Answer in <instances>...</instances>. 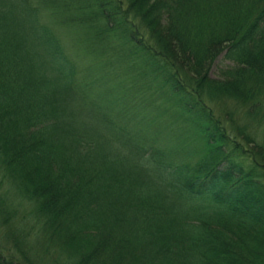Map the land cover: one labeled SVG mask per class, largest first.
<instances>
[{
  "label": "trees",
  "instance_id": "1",
  "mask_svg": "<svg viewBox=\"0 0 264 264\" xmlns=\"http://www.w3.org/2000/svg\"><path fill=\"white\" fill-rule=\"evenodd\" d=\"M85 1L0 0V264H264V0ZM42 6L135 72L141 129Z\"/></svg>",
  "mask_w": 264,
  "mask_h": 264
},
{
  "label": "rangeland",
  "instance_id": "2",
  "mask_svg": "<svg viewBox=\"0 0 264 264\" xmlns=\"http://www.w3.org/2000/svg\"><path fill=\"white\" fill-rule=\"evenodd\" d=\"M36 5H44V3L49 1V7L56 5L57 1L60 0H31ZM69 2L73 1L76 6H86L85 0H68ZM51 2V3H50ZM85 5V6H84ZM46 7V9H43V6L40 9V20L47 22L50 27L54 28L56 32V36L59 38L61 45L65 51V53L68 55L70 60L73 61V63L76 65V69L81 70L80 75L83 79H89L90 76L101 75V79L93 83V90H88L89 95H94V92H99L102 98L105 99V97H111L114 98V95H118V99H121L123 96H121L124 93L125 98L122 100L120 105L124 106L123 102L125 104H128L130 106L135 107V115L136 117L133 119L131 118L129 122L130 126L140 128L142 127V117L144 116L145 112L142 109H145V105L149 103V100L151 98L150 92H147V87H141L139 84L142 83L141 80H136L130 77L135 72L129 69V67L126 64H120L116 63L113 58L110 57V55H102L101 56H95L93 54H89L85 48V45H79V39L77 37L73 36V30H71L69 27H75L74 24H71V26L63 25L62 27H56V23H54L53 19L51 18L52 10ZM15 12H18V10H15ZM75 21V17L73 18V21ZM70 30V31H69ZM230 62L228 60H225L222 55L215 60L213 65L210 68V74L213 77H219L220 69L223 66L228 65ZM100 74V75H99ZM115 87V88H114ZM114 88V91L111 92V90ZM101 96L95 95L96 98H99ZM98 100V99H97ZM86 106V105H85ZM87 108L89 106H86ZM133 111V110H132ZM157 114L159 112H156ZM149 118V117H147ZM129 118H126L125 121H127ZM163 121V122H162ZM165 121V123H164ZM161 123H164V126L169 123L168 117H162ZM182 122V121H179ZM158 123V124H161ZM185 123V122H184ZM186 124V123H185ZM187 139L188 143L192 146H196L197 149L200 148L201 143L199 139L195 136H191ZM163 142L162 144H165L166 142ZM180 159V158H179Z\"/></svg>",
  "mask_w": 264,
  "mask_h": 264
}]
</instances>
